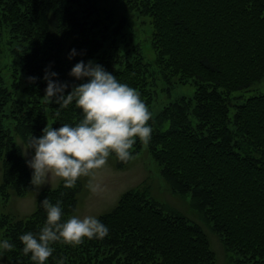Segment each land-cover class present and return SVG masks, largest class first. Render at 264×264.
Masks as SVG:
<instances>
[{
    "label": "trees",
    "instance_id": "1",
    "mask_svg": "<svg viewBox=\"0 0 264 264\" xmlns=\"http://www.w3.org/2000/svg\"><path fill=\"white\" fill-rule=\"evenodd\" d=\"M119 1L129 12L150 19L154 64L162 77L192 82L194 95L153 113L152 64L140 47L122 51L111 38L126 20L122 15L114 25L115 6L102 16L94 0H0V37L3 27L8 29L15 60L19 58L26 73L22 92L27 97L16 101L0 74L3 203L12 193L25 196L35 188L33 170L16 137L27 146L48 124L58 129L83 118L74 101L59 108L44 100L45 70L68 82L67 94L71 85L83 82L69 75L71 69L91 60L136 89L152 114L150 143L143 145L137 138L133 159L126 164L113 153L116 166L127 167L146 146L171 190L188 198L221 240L228 258L234 253L239 256L235 264H264V93L241 103H234L233 96L264 79V0ZM72 49L77 55L70 60ZM29 77L38 79L33 83ZM5 118L12 128L4 126ZM63 183L41 191L30 215L0 217V242L7 239L15 245L12 251L0 249L10 264H34L30 254H23L19 237L39 233L47 219L41 206L45 198L52 204L63 202L62 221L74 215L81 182L73 189ZM97 218L108 227V236L86 239L77 247L58 242L46 264L61 259L64 264H218L205 228L156 199L146 186L126 190L114 208Z\"/></svg>",
    "mask_w": 264,
    "mask_h": 264
},
{
    "label": "clouds",
    "instance_id": "2",
    "mask_svg": "<svg viewBox=\"0 0 264 264\" xmlns=\"http://www.w3.org/2000/svg\"><path fill=\"white\" fill-rule=\"evenodd\" d=\"M76 55L72 49L69 59ZM69 75L83 82L71 85V92L65 94L68 82L54 79L58 73L46 69L43 98L49 104L55 102L59 108H67L74 101L83 118L75 126L65 123L58 129L48 124L41 137L29 138L24 155L28 156V150L34 153L26 163L33 170L31 184L37 190L45 184L52 185L56 178L64 182L65 188L73 189L81 177H89L88 187L97 193L102 191L101 185L92 181L97 171L105 167L110 154L115 153L126 164L133 159L131 150L137 138L143 145L150 143L152 114L136 89L120 83L102 65L81 60ZM37 79L29 77L33 83ZM62 203L58 200L52 204L45 198L41 203L47 213L45 224L39 233L27 232L19 237L23 254H30L34 264H46L54 253L52 245L58 242L77 247L86 239L103 240L109 235L108 227L95 216L72 215L62 221ZM14 247L7 239L0 242L3 251H12ZM59 264H64V260Z\"/></svg>",
    "mask_w": 264,
    "mask_h": 264
},
{
    "label": "rangeland",
    "instance_id": "3",
    "mask_svg": "<svg viewBox=\"0 0 264 264\" xmlns=\"http://www.w3.org/2000/svg\"><path fill=\"white\" fill-rule=\"evenodd\" d=\"M94 2L97 13H101L102 16L105 15L106 9L109 10L112 6L117 7L116 22L114 25H117L121 21L120 17L125 15L126 20L120 28V32L116 35L111 34V38L117 40L122 51L136 48L137 46L140 47L147 60L151 62L152 90L154 95L152 111L154 114L159 113L165 105L183 96L192 97L194 95L195 86L192 82H187L185 84L168 82L162 77L161 71L154 64L155 53L151 44L152 28L149 18L143 17L142 15L140 16L137 12H129L119 0H94ZM101 34L105 35V37L108 36L104 31H101ZM10 39L8 29L3 27L2 36L0 37V74L4 85L15 94L16 101H22L27 99L26 95L22 92L26 73L19 63V58L15 60V45L10 43ZM15 62L17 65H14ZM261 93H264V79L248 90L235 92L233 94L235 97L234 103H241L247 98ZM12 104L13 103L10 102L6 106V112H9ZM234 112L235 106L232 105L230 108V115L232 116ZM4 126L6 128H12L11 121L8 118L4 119ZM16 142L24 155L27 146L20 137H16ZM32 154L34 153L28 150V156L26 157L24 155L25 160L30 159ZM89 180V177H81L79 179L81 182V191L78 195L79 202L74 215H78L81 218L86 215H91L97 218L99 215L114 208L121 194L126 190L137 186H146L156 199L181 211L190 220L198 222L205 228L209 233L208 235L211 239L212 246L217 253L218 264H235V260L239 258V256L234 253L231 254L232 258H228L230 254L226 253L221 240L210 230L211 226L200 214L190 207L188 198L176 194L171 190L160 174V167L153 160L146 146L141 148L137 157L125 168H118L116 166L114 154H110L107 164L104 168L97 171L96 177L92 181L93 183H99L102 191L97 193L90 191L88 187ZM1 181L2 164L0 163V183ZM61 181L60 178H56L52 182V185L45 184L39 190L34 188L25 196L12 193L9 200L4 203L0 197V217L8 215L16 218H23L30 215L35 210L39 193L43 190L57 187ZM0 264H10V262L0 255Z\"/></svg>",
    "mask_w": 264,
    "mask_h": 264
}]
</instances>
